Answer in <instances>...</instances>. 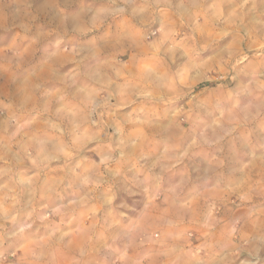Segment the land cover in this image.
Here are the masks:
<instances>
[{
  "label": "rangeland",
  "instance_id": "374dc122",
  "mask_svg": "<svg viewBox=\"0 0 264 264\" xmlns=\"http://www.w3.org/2000/svg\"><path fill=\"white\" fill-rule=\"evenodd\" d=\"M162 1L0 0V264H264V0Z\"/></svg>",
  "mask_w": 264,
  "mask_h": 264
},
{
  "label": "crops",
  "instance_id": "0c3cea01",
  "mask_svg": "<svg viewBox=\"0 0 264 264\" xmlns=\"http://www.w3.org/2000/svg\"><path fill=\"white\" fill-rule=\"evenodd\" d=\"M200 0H163L162 4L166 7H172L173 10H177L178 12L184 11L186 7L192 6V4L197 3ZM180 3V4H179ZM159 4V2H150L148 5L152 8ZM177 4V5H176ZM154 5V6H153ZM179 7V8H178ZM52 21H49L47 18H43L41 13H34L33 17L30 13H25L24 16L19 13L18 17V34L16 37L12 38L13 42H6L10 38L8 30L6 27L10 26L11 19L9 14L6 12H2L0 14V53H4L7 50H10V47L17 48L16 54L18 56V63L23 67L26 65H32V68L28 73H25L24 76L21 77L24 80L26 89L27 86L30 89H36V83L41 78V67L37 66V61H35V55L37 49L41 46V42L43 40L40 30H38L37 24L40 22H46V24L54 25L57 23L58 14L52 12L51 13ZM158 17L154 18L153 21H158ZM6 48V49H5ZM31 68V66H30ZM27 74V75H26ZM26 82L28 85H26ZM154 217L153 211L146 212L145 218L146 220H152Z\"/></svg>",
  "mask_w": 264,
  "mask_h": 264
},
{
  "label": "bare ground",
  "instance_id": "6f19581e",
  "mask_svg": "<svg viewBox=\"0 0 264 264\" xmlns=\"http://www.w3.org/2000/svg\"><path fill=\"white\" fill-rule=\"evenodd\" d=\"M45 1H46V0H45ZM42 2H43V1H42ZM61 2H62V1H61ZM147 2H148V1H147ZM150 2H151V1H150ZM150 2H149V3H150ZM45 3H46V2H45ZM179 4H180V3H179ZM42 5H43V4H42ZM176 5H177V4H176ZM153 6H154V5H153ZM46 8H47V7H46ZM178 8H179V7H178ZM43 10H45V9H43ZM43 10H42V11H43ZM43 13H44V12H43ZM48 14H49V13H48ZM41 15H42V14H41ZM50 15H51V14H50ZM66 20H69V19H66ZM73 20H74V19H73ZM137 21H138V20H137ZM70 22H71V21H70ZM71 24H72V23H71ZM65 25H66V24H65ZM69 25H70V24H69ZM124 36H125V35H124ZM124 36H123V37H124ZM125 37H126V36H125ZM119 39H120V38H119ZM120 41H121V39H120ZM118 44H119V43H118Z\"/></svg>",
  "mask_w": 264,
  "mask_h": 264
}]
</instances>
